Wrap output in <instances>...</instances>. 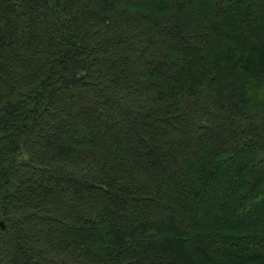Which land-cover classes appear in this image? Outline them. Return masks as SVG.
I'll return each instance as SVG.
<instances>
[{
  "label": "trees",
  "instance_id": "trees-1",
  "mask_svg": "<svg viewBox=\"0 0 264 264\" xmlns=\"http://www.w3.org/2000/svg\"><path fill=\"white\" fill-rule=\"evenodd\" d=\"M115 1L0 0V264H264V0Z\"/></svg>",
  "mask_w": 264,
  "mask_h": 264
},
{
  "label": "rangeland",
  "instance_id": "rangeland-1",
  "mask_svg": "<svg viewBox=\"0 0 264 264\" xmlns=\"http://www.w3.org/2000/svg\"><path fill=\"white\" fill-rule=\"evenodd\" d=\"M115 2H116L115 7H117V8H115V9H116L118 12L124 9V7L122 6L123 3H122V4L119 3L120 0H117V1H115ZM121 2H122V0H121ZM260 5L263 7V6H264V3H261V2H260ZM109 7H110V6H109ZM157 64H159V61H157L156 63L150 62V65H157ZM125 66L127 67V70L125 71V73L128 74V73H129L128 70H129V68H130V65H127V64H126ZM125 66L123 65L124 69H125ZM140 89H143V87H140ZM164 169L166 170V168H164ZM166 171H167V170H166ZM198 171L201 173V172H204V169H200V168H199ZM160 210H161V209H160ZM164 210H165V209H164ZM161 211H162V210H161ZM165 212L168 214L169 211H165ZM163 213H164V212H163ZM164 216H166V215L164 214ZM229 216H230V215H229ZM162 219H163V215H160V217H159V221L162 220ZM239 249H241V248H239ZM238 255L244 256L243 253H240V250H238V251H232L231 254H230L232 260H233V259L236 260L235 256H238ZM150 256H151V257H149V261H148V262L155 260V262L157 261V264H160V262L162 261V256H161V255H158V254H152V255H150Z\"/></svg>",
  "mask_w": 264,
  "mask_h": 264
},
{
  "label": "water",
  "instance_id": "water-1",
  "mask_svg": "<svg viewBox=\"0 0 264 264\" xmlns=\"http://www.w3.org/2000/svg\"><path fill=\"white\" fill-rule=\"evenodd\" d=\"M0 226H4V223L2 221H0Z\"/></svg>",
  "mask_w": 264,
  "mask_h": 264
}]
</instances>
